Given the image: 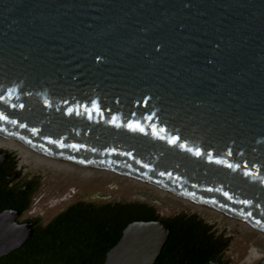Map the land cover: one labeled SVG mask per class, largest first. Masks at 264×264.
<instances>
[{
  "label": "water",
  "instance_id": "water-1",
  "mask_svg": "<svg viewBox=\"0 0 264 264\" xmlns=\"http://www.w3.org/2000/svg\"><path fill=\"white\" fill-rule=\"evenodd\" d=\"M0 137L264 229V0H0ZM20 215L0 258L33 234ZM168 236L131 224L105 264H154Z\"/></svg>",
  "mask_w": 264,
  "mask_h": 264
},
{
  "label": "trees",
  "instance_id": "trees-1",
  "mask_svg": "<svg viewBox=\"0 0 264 264\" xmlns=\"http://www.w3.org/2000/svg\"><path fill=\"white\" fill-rule=\"evenodd\" d=\"M40 187V177L24 178L17 157L9 154L0 163V214L20 212V221L31 210ZM160 220L169 227V236L154 264H230L225 254L231 240L195 214L165 218L147 203L82 201L47 224L41 217L20 221L32 223L33 234L21 248L0 258V264H105L131 224Z\"/></svg>",
  "mask_w": 264,
  "mask_h": 264
},
{
  "label": "rangeland",
  "instance_id": "rangeland-1",
  "mask_svg": "<svg viewBox=\"0 0 264 264\" xmlns=\"http://www.w3.org/2000/svg\"><path fill=\"white\" fill-rule=\"evenodd\" d=\"M0 152L17 157L18 170L24 178L40 177L41 179V187L31 210L20 218L21 222L41 217L43 223L47 224L67 207L81 201L97 204L142 202L155 207L165 218L181 213L195 214L212 225L217 234L231 240V245L225 254V260H228L230 264H261L264 261V251L260 252L264 250V237L254 231L246 230L240 224H232L226 217L218 218L209 212L199 214L178 201L154 197L149 190L119 178L87 180L82 176L66 172L55 173L33 168L32 165L23 164L21 158L13 152L4 149ZM145 196H151V198L145 200L143 198ZM254 252H260L262 257L255 261H248Z\"/></svg>",
  "mask_w": 264,
  "mask_h": 264
},
{
  "label": "bare ground",
  "instance_id": "bare-ground-1",
  "mask_svg": "<svg viewBox=\"0 0 264 264\" xmlns=\"http://www.w3.org/2000/svg\"><path fill=\"white\" fill-rule=\"evenodd\" d=\"M2 149L15 153L18 157L21 158L23 164L32 165L33 168L50 170L54 171L55 173L66 172L82 176L87 180H93L97 178H119L121 180L128 181L132 185L149 190L154 197H158L163 200L165 198H169L171 200L178 201L199 214L209 212L213 216L218 218L226 217L231 221L232 224H240L246 230L254 231L264 237V229L253 224L249 220H246L234 214H229L224 210L218 209L215 206L199 201L198 199L178 194V192L166 188L165 186L150 181L148 179L123 172L69 162L56 156L29 147L27 145L13 141L11 139L0 137V150L2 151ZM143 198L145 200H148L151 198V196H145ZM144 229L145 227H136L133 230V233L134 235L141 234L142 232H144ZM263 251L264 250L262 249V251L260 252ZM259 253L254 252L253 254H251L248 261H255L261 258L262 254Z\"/></svg>",
  "mask_w": 264,
  "mask_h": 264
}]
</instances>
